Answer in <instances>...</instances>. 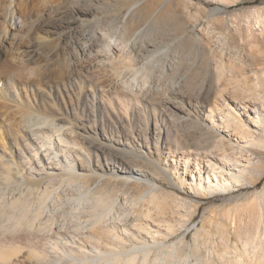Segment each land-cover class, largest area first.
I'll list each match as a JSON object with an SVG mask.
<instances>
[{"label":"bare ground","instance_id":"6f19581e","mask_svg":"<svg viewBox=\"0 0 264 264\" xmlns=\"http://www.w3.org/2000/svg\"><path fill=\"white\" fill-rule=\"evenodd\" d=\"M111 1L0 0V263L28 249L49 264H264V187L253 227L235 241L223 220L216 233L197 225L189 250L187 233L168 243L194 222V199L177 189L213 196L234 190L247 173L262 175L264 157L255 160L246 143L264 156V78L242 67L246 87L230 83L227 91L226 71L237 62L219 61L205 41L192 44L196 55L164 59L165 44L142 39L154 11ZM110 9H118L115 25L96 14ZM185 24L180 44L187 28L197 29ZM203 58L215 73L209 82L204 72L210 84L202 78L199 92L183 89L189 82L161 86L169 70ZM193 95L207 97L198 117ZM179 117L219 136L209 134L223 152L239 147L238 155L199 162L185 137L170 132ZM115 124L120 134L108 135ZM171 161L182 168L171 172ZM231 162L235 168H226ZM202 249L214 257L203 258Z\"/></svg>","mask_w":264,"mask_h":264},{"label":"rangeland","instance_id":"374dc122","mask_svg":"<svg viewBox=\"0 0 264 264\" xmlns=\"http://www.w3.org/2000/svg\"><path fill=\"white\" fill-rule=\"evenodd\" d=\"M126 1H138V8H141V11L145 14L154 11V18L147 20L144 25L145 31L142 39L145 41L156 39L165 44L168 54H166L164 59L173 58L175 55L182 57L185 53L196 55V47L191 48L192 44H194V42L197 44L196 42H198L200 46L201 42L205 41L206 45L216 52V59L219 61L220 59H224L228 64L231 62L236 64L237 62L239 65L235 70L226 71L227 77L225 76L224 78L231 79L229 82H225L227 79H224L223 83H227L225 84L226 88L230 86V83H232L231 85L240 83L241 87H246V80L241 72L242 67L247 68V70L256 68L259 71V76L264 78V25H260V20H264V0H112L110 5H120L121 3L124 4ZM158 4H161V7L156 9ZM218 7L220 9L222 8V12L215 13V15L210 14L212 13V8ZM172 13H176V15H171ZM96 14L97 16L103 17L106 22H110L111 25L117 24L120 19L118 9H110L104 14L97 11ZM182 22L194 23L197 29L187 28V31L183 35V37L185 36L184 42L180 44L176 36H178L177 34L179 33L182 34V27L184 26H182ZM90 25H92V23L86 25L85 29H90ZM177 31H179V33ZM202 61V64L193 68H190L184 63L177 65L173 70H169L167 77H164L167 79L163 78L161 86L164 88L173 85L185 86L186 82H189L187 87L185 86L183 89L185 88L186 91L188 90V92L190 91V93L196 94V91L202 86L200 82H203L204 76L205 79L210 82L213 73H215L213 71L214 67L207 65V59L203 58ZM136 63L138 66L141 64L140 61ZM132 72V70H129L130 74ZM204 72L208 73L204 75ZM191 78L194 79V81ZM207 80H205V82H208ZM165 82L169 83L171 86ZM209 82L208 84H210ZM205 86L207 87L209 85ZM228 88H232L231 90L233 91L234 87L230 86ZM228 88L226 90L230 92L231 90ZM62 92L64 95L65 91H62L61 88V93ZM58 95V90L53 91V98L57 102H60L61 99ZM206 100V95L200 97L192 96L191 102L194 103L192 114L194 117H198L197 115L201 109L204 108L203 105ZM217 118L218 116H216V119ZM99 124L102 126L101 122H99ZM130 125H135V123ZM190 125L191 128L189 130L188 128ZM190 125L185 118H174V123L170 126V132L172 135L182 134L185 137L187 144L194 149L196 153L195 157L199 159V162H203V160L207 159L206 155H208V158H212L214 155L218 157L224 154L233 155L236 152L237 154L235 155H238L239 147L228 148L226 146V152H223L225 145L222 144L221 147L223 149H218L214 140L220 138L219 136L213 137L214 134L209 133L214 139L210 138V135L207 133L202 134L200 131H194L192 128L193 124ZM107 130L108 135L113 134V136H117L121 131L118 130L116 124L107 127ZM246 144H248V148L250 147L253 149V152H256L254 153L255 155H253L255 160L264 157L260 155L261 150L257 145L250 142ZM160 158L164 163V156L161 155ZM225 161H228V159H225ZM171 162L175 163V167H172L171 172L180 170V167L182 168L180 162ZM230 167L235 168L232 162L230 164L227 163L226 168ZM245 179L246 180H244L242 184L235 186L234 190L223 194H215L213 196L205 197L190 193L186 189H177L178 192H181L188 198L194 199L192 204L194 210L192 217L194 222L190 224V226L192 225L190 230L185 229L180 233L170 236V241H168V243L178 242L184 237V233H187V242L189 246L186 245V249L189 250L190 247L195 245L193 235L197 225L199 228L205 227L216 233L214 224L223 220L231 223L233 241L236 239L234 234L237 231L246 232L248 229L252 228L254 225L252 222L253 214L256 213V211H253V204L255 203V197L257 195L256 191L264 187V171L262 175H258L257 172L253 174L247 173ZM250 181H252V183ZM139 191L140 189L136 187L132 188V192L135 194ZM249 209H251V211ZM182 210L184 211L185 209ZM255 210H257V208H255ZM167 214L171 215L172 212L169 211ZM229 216H237L238 218L236 222L232 223ZM193 223H196V225H193ZM202 257L208 258L214 257V255L202 249ZM196 258V256H192L193 261L199 259ZM51 259H54V257H51ZM5 264H49V260L47 258L41 259L36 254L32 255L30 251L26 249L17 258H14L13 261Z\"/></svg>","mask_w":264,"mask_h":264}]
</instances>
